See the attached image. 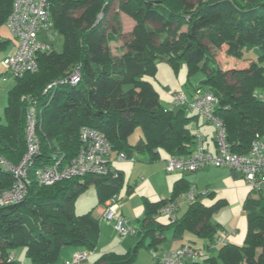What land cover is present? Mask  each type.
Wrapping results in <instances>:
<instances>
[{"label":"trees","instance_id":"trees-1","mask_svg":"<svg viewBox=\"0 0 264 264\" xmlns=\"http://www.w3.org/2000/svg\"><path fill=\"white\" fill-rule=\"evenodd\" d=\"M14 1L0 0V27L7 24ZM114 1L118 8L109 16ZM50 11L63 48L39 52V69L15 77L5 121L0 115V156L11 165L19 166L28 153L27 112L32 104L38 111L39 141L38 156L28 163L31 184L25 199L0 207V264H17L14 251L19 246L25 247L29 264H57L64 246L94 251L101 232L94 215L98 205L77 214L75 199L94 184L99 205L108 206L114 197L121 200L125 175L113 166V153L129 159L146 155L148 161L158 160L161 148L171 156L192 153L197 135L190 124L200 115H188L186 106L174 110L162 104L147 79L156 76L160 61L175 70L185 61L188 75L205 73L191 94L200 89L219 98L215 114L223 120L234 151L246 153L255 138H264V0H53ZM120 12L135 24L131 38L115 55L110 44L122 35ZM9 42L0 37V51ZM224 45L226 54L239 60H246L248 49L257 48L260 54L243 67L224 69L217 57ZM75 69L81 71V80L62 82ZM85 126L100 130L109 141V171L40 185L36 169L59 159L61 164L70 162L80 150ZM137 126L142 136L131 144L128 139ZM16 179L12 171L0 168V191L12 187ZM192 189L195 185L181 178L168 198L152 201L144 196L143 215L134 224L136 245L126 253L105 252L92 264H131L147 238V246L157 249L170 229L174 238L190 231L210 248L222 228L213 215L227 199L207 205L197 190L194 198L188 197ZM257 192L254 196L251 191L244 202L248 221L244 244L227 240L220 244L218 257L186 264H218V258L223 264H264V192ZM181 195L189 200L187 210L181 216L172 211L168 222L161 221L160 216L168 214L164 209L174 210Z\"/></svg>","mask_w":264,"mask_h":264},{"label":"built area","instance_id":"built-area-1","mask_svg":"<svg viewBox=\"0 0 264 264\" xmlns=\"http://www.w3.org/2000/svg\"><path fill=\"white\" fill-rule=\"evenodd\" d=\"M52 2L53 0L14 1L13 9L7 19V26L17 41V45L14 52L1 62L6 73L22 77L27 72L39 69L38 53L52 48L48 41L40 38L44 29L53 27L50 11ZM81 76V71L77 69L62 82L75 84L81 80ZM174 96L176 105L195 109L199 115L215 125L218 148L217 153L212 154L199 143L196 151L191 155L169 157L166 169L168 171H196L209 166L229 167L241 171L248 184L257 191L264 192V138H255L246 153L234 151L227 140V131L223 120L215 114L219 98L214 93L199 89L190 97L183 92H176ZM37 112L34 104L27 112L28 153L20 166L11 165L0 156V168L12 171L17 178L12 187L0 191V207L20 203L29 192L31 180L28 163H32V157L39 151L36 134ZM110 158L111 146L105 134L98 129L85 126L81 130V147L77 155L67 164H61L60 160H56L52 165L38 167L35 171V178L40 185H52L62 179L75 176L106 174L109 171ZM119 158L125 159L126 156L124 153H120ZM208 192L209 189L203 191V193ZM196 194V190L192 189L188 192V197L194 198ZM116 203V197L108 201V206L102 214L104 220L110 222L116 218L115 227L119 234L122 237L134 236L137 233L136 227L124 215H116L118 209ZM172 211L173 208L168 206L163 212L171 214ZM226 237L227 235L218 238L215 244L220 245L226 242ZM91 252L93 251L76 252L71 259L63 261L62 264H82L88 259ZM205 255L203 248L185 244L178 249L155 255L154 264H186L188 261L201 259ZM17 264L29 263L18 260Z\"/></svg>","mask_w":264,"mask_h":264},{"label":"rangeland","instance_id":"rangeland-1","mask_svg":"<svg viewBox=\"0 0 264 264\" xmlns=\"http://www.w3.org/2000/svg\"><path fill=\"white\" fill-rule=\"evenodd\" d=\"M118 2L114 1L113 6L110 11L111 16L115 11H117ZM104 14L102 13L99 17V20L102 19ZM107 16V17H109ZM120 18L122 22V35L118 41L111 42V50L113 54L120 53V45L124 44V42L128 41L130 37V32L134 27L135 21L127 15L125 12H120ZM133 21V23H132ZM106 24H103V27ZM184 27L183 29H185ZM0 37L3 39L9 38L10 42L7 47H14V39L12 33L7 26L4 24L0 27ZM40 38L45 39L49 43L52 44L53 48L56 51H61L63 48L64 39L62 34L55 28H47L44 29ZM16 48V46H15ZM227 46H222L221 50L218 51L217 57L219 60L220 65L224 69H230L235 67H243L244 62L247 63L249 60L257 59L260 51L257 48L248 49L245 51V58L246 60H239L235 57L228 56L226 54ZM7 49L0 51V56L4 55ZM121 50V49H120ZM249 59V60H248ZM3 58L0 59V115L5 121V108L8 104V97L9 91L14 87L16 84V78L14 75L6 73L3 65L1 64ZM245 63V64H247ZM75 69L74 71H76ZM2 73V74H1ZM205 76L204 72H197L192 75H188L187 65L185 61H182L179 65V69L175 70L172 64L167 61H160L158 63V70L155 77L148 76L147 79L150 80L155 88L157 89L160 100L162 104L166 108H173L177 110L179 108L178 105L174 102V94L176 92H183L187 94L189 97L191 96V90L193 89L191 84H196ZM31 106V105H30ZM196 113L195 109L188 108L187 114L191 115ZM202 116L200 115V118ZM203 118V117H202ZM142 136V128L141 126H137L134 132L129 136V143H136ZM114 164H121L127 168L125 180L123 186L120 190V194L122 196L121 200L117 201L118 208L121 206L123 207L125 212L131 210L133 215V210L138 209L137 216H129L127 213H124L132 224L137 223V218L142 215L144 212V203H143V196H149L152 200H158L160 198L169 197L171 195L172 185H174V179L168 181L170 172L166 169V161L165 160H157V161H146V155H140L137 160L134 158H125L120 159L119 155L116 153L112 154ZM118 159V160H117ZM20 166V165H19ZM120 168V167H119ZM216 169V171H212L210 173H206L207 169H200L197 172L188 173L189 178H194L197 184V192H199L200 200H206L207 202L215 201L220 198V191L217 192L215 195H207L208 193H203L205 189L210 190H219L218 188L213 189L214 185L224 186L226 189H220L225 192L227 195V203L221 206L213 215V220L216 222L221 223L222 228L218 234L222 236H226L228 238V234L230 237V241L237 243V244H244L245 236L247 232V214L244 212V202L248 194L252 191L254 196L258 194L257 191H253L254 187L247 183L244 176L240 175L239 179H234L231 174H223L222 169L230 170L229 167H217L212 166L210 169ZM220 171H219V170ZM218 170V171H217ZM176 171V170H175ZM179 171V170H177ZM181 171V170H180ZM183 171V170H182ZM240 174L241 171H238ZM183 173V172H181ZM201 174L199 178L196 179L197 174ZM15 174V173H14ZM150 174H154V177L151 178ZM16 176V175H15ZM143 176L147 178V183L142 184L141 181ZM140 183L143 186H139ZM128 185H135L132 192L127 193ZM209 185V188H205ZM179 203L182 204V207L179 208L178 211H174L177 215H181L184 213V210L188 207V202L185 200V197L181 196L178 199ZM98 205L96 208L98 209L99 206L103 207V210L106 209L105 205L98 204V195L97 189L94 184L90 185L84 192L79 194L75 199V212L77 214H82L84 212H88L93 208V206ZM95 208V210H97ZM94 210V211H95ZM96 212V211H95ZM125 216V217H126ZM167 217L169 220L170 215H161L160 218ZM101 220H103L101 218ZM105 221V220H104ZM112 221V220H111ZM100 222V242L98 241V245L95 251L91 252L88 259L84 261L82 264H92L101 254L109 251H114L117 253H126L132 246L136 245L138 240V236L128 235L127 237H122L115 227L114 222ZM108 223V224H106ZM192 232L187 231L184 234L183 238L173 239V230H168L166 232L167 239L163 241L161 244L158 245L157 249L148 247L147 244L149 242V238L146 239L145 245H140L137 253L136 260L133 261L131 264H154L155 262V255L158 256L160 253L165 252L164 250L169 248L170 245L174 242L175 244H183L187 240V237ZM237 233V235H236ZM218 234H216L218 236ZM194 237V236H193ZM198 238V237H197ZM196 238V239H197ZM126 240V241H125ZM197 243L194 246L203 248L204 252L206 253L205 257H212L217 256L219 253V247L211 246L210 248H206L204 242L201 238L197 239ZM125 241V242H123ZM175 246V245H174ZM71 247V246H68ZM109 248L106 250H102L101 248ZM98 249V250H97ZM14 254L18 260H23L28 262V258L26 255V249L24 246H19L15 249ZM204 261V258H201ZM63 262L60 260L57 264H62ZM218 264H223L222 260L218 258Z\"/></svg>","mask_w":264,"mask_h":264},{"label":"crops","instance_id":"crops-1","mask_svg":"<svg viewBox=\"0 0 264 264\" xmlns=\"http://www.w3.org/2000/svg\"><path fill=\"white\" fill-rule=\"evenodd\" d=\"M132 23H133V21H132ZM7 39V38H6ZM13 39H14V37H13ZM15 42H17L15 39H14V43ZM15 46H16V43L14 44V47H7L6 49V52H5V54L4 55H2V56H0V59H4L6 56H8L9 54H11V53H13L14 52V50H15ZM121 49V48H120ZM119 49V50H120ZM5 50V49H4ZM249 60V59H248ZM251 60H249V62H250ZM248 62V63H249ZM245 63H247L246 61L244 62V64H243V66H245L246 64ZM247 63V64H248ZM2 74V73H1ZM191 86H192V88H193V84H191ZM194 89V88H193ZM193 89L190 91L191 93L193 92ZM196 111V110H195ZM198 112L196 111V113H193V114H197ZM192 115V114H191ZM194 129V132L196 133V142H195V144L193 145V151H192V153L191 154H193L195 151H196V149H197V146H198V144L199 143H201L203 146H204V148H205V150H207L208 152H210V153H212V154H216L217 153V142H216V138H215V125L211 122V121H208L207 119H205L204 117L202 118H200V116H198L196 119H193L192 121H191V124H190ZM132 144H135V143H132ZM159 154H160V158L158 159V160H165L166 161V164H167V160H168V158L169 157H171V155H169V153H167L166 152V150L165 149H163V148H161V149H159ZM190 154V155H191ZM139 156V155H138ZM139 158V157H138ZM137 158V159H138ZM112 159H113V157H112ZM137 159H135V160H137ZM118 160V159H117ZM146 161H148V160H146ZM157 161V160H156ZM151 162V161H150ZM112 164H113V166L116 168V169H120V170H122L123 171V173H124V175L126 176V171H127V168L125 167V166H123V165H121V164H117L116 163V165L114 164V161L112 160ZM120 167V168H119ZM212 166H209V167H206V168H203V169H207V172L206 173H210V172H212V171H216V169H214V168H212V169H210ZM224 167V166H223ZM228 168V167H227ZM230 170H227V169H222L221 171H223V174H231L232 176H233V178L234 179H239L240 178V175L241 176H244L243 175V173H239L237 170H235V171H233L231 168H229ZM219 170V169H218ZM217 170V171H218ZM220 171V170H219ZM170 172H173L172 174H170V177H169V179H168V181L170 182V180H175V181H177V180H179V179H181V178H185V180H187V182H190V183H193L194 185H195V188L197 189L198 187H197V184L195 183V182H193L195 179L194 178H189V176H188V173H185L184 171H170ZM181 172H183V173H181ZM197 172V171H196ZM190 173H192V172H190ZM201 174L202 173H200V174H197L196 175V179L197 178H199L200 176H201ZM150 177L151 178H153L154 177V174H150ZM245 178V177H244ZM142 180H144V181H141V183L142 184H145V183H147V178H145L144 176H143V178H142ZM246 180V179H245ZM175 181H174V183H175ZM143 182H145V183H143ZM140 183V185H138V187L139 186H143L142 184ZM173 183V184H174ZM129 187L127 188V193H129V191H128V189L129 188H131V192L133 191V189H134V186L135 185H128ZM214 188L213 189H215V188H218L219 190H210V191H215V194H217V192L218 191H220V198H225V199H227L226 198V194H225V192L223 191V190H220V189H226V187H224V186H218V185H214L213 186ZM172 188H173V185H172ZM205 188H209V185H207ZM171 193H172V190H171ZM210 192H208V194L207 195H210L209 194ZM249 195V194H248ZM254 195V194H253ZM120 196H121V194H120ZM146 196V195H145ZM171 196V195H170ZM169 196V197H170ZM181 196H183V197H185V200L188 202V205H189V200H188V198L185 196V195H181ZM180 196V197H181ZM200 196V195H199ZM212 196V195H211ZM146 197H148L150 200H152L149 196H146ZM121 198H122V196H121ZM143 198H144V196H143ZM165 198H168V197H165ZM247 198V197H246ZM160 199H162V198H160ZM160 199H158V200H160ZM179 199V198H178ZM178 199H177V201H176V206H175V209L173 210V216H181V215H177V213L175 214L174 213V211L176 212V211H178L179 210V208H181L182 207V204H180L179 203V201H178ZM219 199V198H218ZM152 201H157L156 199L155 200H152ZM216 201V200H215ZM215 201H213L212 202V200L211 201H209V202H207L205 199L203 200V202L205 203V204H207V205H211V204H213ZM144 203V202H143ZM97 205V204H96ZM95 205V206H96ZM94 207V206H93ZM143 207H144V205H143ZM178 207V208H177ZM188 208V207H187ZM187 208H186V210H187ZM97 209V208H96ZM186 210H184V212L186 211ZM96 211V212H95ZM94 211V215L96 216V217H98L99 218V220H100V222H103L102 224H104V222H106V221H104V218H103V216H102V214H103V212H104V210H103V207L102 206H99V208L97 209V210H95ZM244 212H245V210H244ZM84 213H86V212H84ZM84 213H82V214H84ZM124 213H127L129 216H132V217H134V216H137L138 215V209L137 210H133V215L132 214H130V213H132V211L131 210H128V212H125L124 211V209H123V207H119L118 209H117V213H116V215L117 216H119V215H124V216H126ZM246 213V212H245ZM142 215H143V213H142ZM141 215V216H142ZM140 216V217H141ZM127 217V216H126ZM101 218L103 219V220H101ZM128 218V217H127ZM139 218V217H138ZM137 218V219H138ZM129 219V218H128ZM116 220V218L115 219H113L112 221H110L111 223L112 222H116L115 221ZM160 220L161 221H163V222H168L169 220L167 219V217H163L162 219L160 218ZM110 222H109V224H110ZM106 224H108V223H106ZM101 229H102V226H101ZM186 233V232H185ZM184 233V234H185ZM236 235H237V233H236ZM194 236V237H193ZM183 237H184V235H183ZM220 237H222V235H219V236H217L216 238L218 239V238H220ZM197 236L194 234V233H191L188 237H187V240L188 241H185L183 244H195V243H197V239L199 238H197ZM215 238V239H216ZM227 238V237H226ZM173 239H179V238H174L173 237ZM203 240V242H204V245H205V247L206 248H208L207 247V242L204 240V239H202ZM227 240L228 241H230V237H229V234H228V238H227ZM126 241V240H125ZM125 241H123V242H125ZM99 242H100V240H99ZM183 244H181V246H183ZM175 245V246H174ZM180 244H175L174 242L172 243V245H170L169 246V248H167V249H165L164 251L165 252H167V251H170V250H174V249H178L179 247H181V246H179ZM214 247H219L220 245H216L215 244V242H214ZM213 245H211V246H213ZM210 246V247H211ZM102 250H106V249H109V248H105V249H103V248H101ZM83 250H87V249H82V248H80V247H77V246H71V247H68V246H64L63 248H62V251H61V261L63 262V261H65V260H68V259H71L72 258V256L76 253V252H79V251H83ZM96 250V249H95ZM94 250V251H95ZM98 250V249H97ZM91 251H93V250H91ZM95 253H96V251H95ZM163 253V252H162ZM161 254V253H160Z\"/></svg>","mask_w":264,"mask_h":264},{"label":"bare ground","instance_id":"bare-ground-1","mask_svg":"<svg viewBox=\"0 0 264 264\" xmlns=\"http://www.w3.org/2000/svg\"><path fill=\"white\" fill-rule=\"evenodd\" d=\"M38 156V152L34 154V157ZM60 161H62V159H59Z\"/></svg>","mask_w":264,"mask_h":264}]
</instances>
